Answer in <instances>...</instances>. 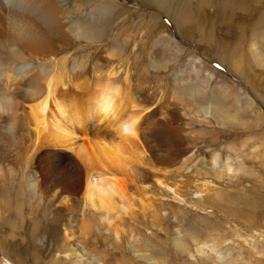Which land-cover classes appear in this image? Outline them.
<instances>
[{
  "label": "rangeland",
  "instance_id": "rangeland-1",
  "mask_svg": "<svg viewBox=\"0 0 264 264\" xmlns=\"http://www.w3.org/2000/svg\"><path fill=\"white\" fill-rule=\"evenodd\" d=\"M55 1L63 7L69 27L83 22L91 34L95 25L100 29L93 40L70 35L68 44L61 43L60 56L69 57L67 70L78 60L87 61L76 76L91 79L99 62L102 71L113 69L121 79L128 74L133 96L135 89L148 93L139 102L135 98L140 108H149L140 124L141 142L135 145L142 158L122 175L130 193L148 206L143 208L139 199L134 211L123 214L117 237L113 228L84 208L80 198H75L73 208L59 213L58 203L46 207L42 199L48 195L38 185L34 191L43 197L30 203L26 175L32 168L37 170L31 153L51 146L32 148L31 140L21 154L25 160L20 156L28 169L18 168L20 183L11 189L10 182L0 181V262L69 264V248L83 264H214L211 250L205 256L196 251L194 240L205 237L223 252L224 259L234 258L230 257L234 264H264V57L256 56L251 46L256 43L264 56V0H246L247 7L240 9L234 7V0ZM24 18L38 24L34 16ZM66 32L72 34L68 28ZM186 65L210 75L206 104L220 83L237 91L239 102H230L235 121L218 123L199 105L202 95L188 94L200 78L190 80V88L182 74L177 77L176 72ZM165 110L175 114L172 122L180 145L168 161L161 160L162 148L173 145V139L162 138L158 132L163 139L159 145V138L157 142L148 138L149 127L167 121ZM88 127L89 135L115 137L93 123ZM5 139L8 142L9 137ZM62 148L57 147L63 152L59 161L65 164V152L72 151ZM216 152L222 164L229 157L235 171L239 167L246 172L234 174L214 166ZM157 178L165 184L159 185ZM85 221L86 235L81 231ZM175 237L185 240L188 253L179 251ZM245 238L250 239L248 243Z\"/></svg>",
  "mask_w": 264,
  "mask_h": 264
},
{
  "label": "bare ground",
  "instance_id": "bare-ground-1",
  "mask_svg": "<svg viewBox=\"0 0 264 264\" xmlns=\"http://www.w3.org/2000/svg\"><path fill=\"white\" fill-rule=\"evenodd\" d=\"M234 2L236 9L247 7L246 0ZM102 5L104 6V3ZM62 8L55 0H0V37H4L0 38V42L3 41L2 45L5 46L0 49V181L6 180L10 182L8 185L11 189L15 188L14 184L20 183L18 168L28 171L26 165L20 163L27 142L32 140V148L48 143L51 145L50 148L46 146L45 149L41 146L37 153L36 150L31 153L30 161L34 162L40 174L33 168L27 172L26 191L29 194V202L36 198L41 201L42 194L34 191L38 185L40 191L42 189L41 192L48 195L46 199H42L43 203L46 207L58 203L56 209L59 213L64 212L65 207L73 208L75 198H80L84 202V208L99 216L115 230L118 237L123 214L134 211L135 203L140 199L134 192L130 193L122 175L126 173L125 169L130 171L137 160L142 158V152L135 145L138 141L141 142L143 130L140 132V124L146 117L147 112L145 114L144 112L149 108H140L135 98L137 101L146 98L148 93L141 91L142 88L137 91L134 87L137 95L134 92L133 96L128 74L121 79L113 69L102 71L99 62L94 65L95 76L91 79L76 76L79 70L87 66V61L78 60L67 70L69 57L60 56L61 43L68 44L70 35L93 40L97 29H100L95 25L97 27L94 26L92 29L95 33L91 34L83 22L72 24L70 28L64 23L66 17H63ZM25 14L34 16L38 24L25 19ZM262 14L263 12L260 16L263 18ZM222 16L223 13H219V17ZM66 28L72 34L67 33ZM251 46L256 56L264 57L256 43ZM1 51H5L6 54ZM108 55L112 57V53ZM59 65L61 66L58 67ZM179 74L188 82L200 78L197 86L189 90L188 94L194 92L193 95L195 93L202 95L201 99L199 97V105L203 111L211 112L218 123L221 120L227 122L237 119L230 106L233 99L239 102V94L235 89L224 83L218 84L219 89H213V99L206 104L205 84L210 83V75L209 77L202 75L201 70L192 65L181 67L176 76ZM124 84H127V88ZM189 87L191 88V85ZM162 114L166 116L167 121L161 120L151 127L148 126V138L155 142L156 138H159V145L163 139H160L158 132L162 138L169 136L173 139V145L162 148L165 153L161 160L168 161L179 152L180 145H177L178 132L172 122L175 114L173 112L170 114L167 110ZM90 123L98 129L113 132L115 137H106L105 133L89 135ZM170 130L171 133L168 135ZM5 137H9L8 142ZM58 146L72 151L65 152L68 156L65 164L59 161L61 158L59 154L63 152L57 149ZM220 159V153L216 152L212 157V163L216 167L223 166L222 171L234 174L246 172L239 167L235 171L231 158L228 157L223 164ZM157 183L165 184L160 178H157ZM68 193L72 196L70 197ZM142 204L143 208H147V204L144 202ZM35 212H31L30 215ZM88 228L85 221L81 226L82 233L86 235ZM249 240L244 239L246 243ZM174 241L179 251L188 253L182 237H175ZM194 241L196 251L201 256H205L209 250L212 251L209 257L214 264H234L230 261L231 256L224 259L223 252L216 249V244L209 239L196 238ZM251 242L249 243L252 244ZM67 251L69 259H72L69 264H83L75 251L69 248ZM154 262L157 261L154 259Z\"/></svg>",
  "mask_w": 264,
  "mask_h": 264
}]
</instances>
